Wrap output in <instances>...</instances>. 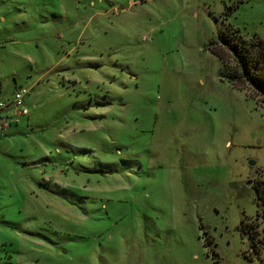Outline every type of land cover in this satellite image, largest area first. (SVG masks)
Returning <instances> with one entry per match:
<instances>
[{
    "label": "rangeland",
    "instance_id": "1",
    "mask_svg": "<svg viewBox=\"0 0 264 264\" xmlns=\"http://www.w3.org/2000/svg\"><path fill=\"white\" fill-rule=\"evenodd\" d=\"M226 26L264 40V0H0V70L60 61L0 134V264H264V98L220 76Z\"/></svg>",
    "mask_w": 264,
    "mask_h": 264
},
{
    "label": "trees",
    "instance_id": "2",
    "mask_svg": "<svg viewBox=\"0 0 264 264\" xmlns=\"http://www.w3.org/2000/svg\"><path fill=\"white\" fill-rule=\"evenodd\" d=\"M211 45V51L221 61L220 76L229 84L248 83L264 98V40L258 37L246 39L238 29L226 26L217 33ZM253 190L258 207L264 209V181L255 185Z\"/></svg>",
    "mask_w": 264,
    "mask_h": 264
},
{
    "label": "crops",
    "instance_id": "3",
    "mask_svg": "<svg viewBox=\"0 0 264 264\" xmlns=\"http://www.w3.org/2000/svg\"><path fill=\"white\" fill-rule=\"evenodd\" d=\"M3 48V47H1ZM60 61L56 62V64L54 66H51V67H48L47 69H45L42 73V75L40 77H38L36 80H33L31 82V84L29 82H25L23 83L19 78V75L18 73L15 71V70H11L10 74H5L4 71L0 70V93L2 92V84H1V79H6V78H9L10 79V82L12 83L13 85V88L11 90V95H14L17 91H19L20 89H27L28 90V94L26 95V97H30V93H31V90H37L35 92V95H36V98H34V102H33V108L36 109V108H44L45 107V101H41L40 98H39V95L43 93L44 89H49L51 90V87H49V84L53 83L51 78H46L48 76V74L51 73V70H52V67H55L58 65ZM45 78V79H44ZM54 78V77H53ZM44 79V80H43ZM57 85L59 86L60 83ZM54 90H57L59 91L60 89L57 87V86H54ZM38 95V96H37ZM62 95L63 93H58L57 94V97H60L62 98ZM25 97V98H26ZM57 97H56V100H57ZM54 96L51 97L47 103H52L54 104ZM28 111V115L25 116L26 118V126L27 128L31 127V122H30V114H31V110L30 108L27 106L25 107ZM24 117H21L20 119L17 120H14L13 123L10 125L9 128H7V130H5L1 136H5V135H9V133L11 134V131L12 130H15L13 131V133H22V134H26L24 131H25V127L22 126L21 124V121ZM62 124H64L65 122H70V118H67L66 120H60ZM21 124V125H20ZM62 128V126H61ZM12 133V134H13Z\"/></svg>",
    "mask_w": 264,
    "mask_h": 264
},
{
    "label": "built area",
    "instance_id": "4",
    "mask_svg": "<svg viewBox=\"0 0 264 264\" xmlns=\"http://www.w3.org/2000/svg\"><path fill=\"white\" fill-rule=\"evenodd\" d=\"M28 94L27 89H20L13 95L10 102H0V134H2L15 120V116L28 114L24 106V99Z\"/></svg>",
    "mask_w": 264,
    "mask_h": 264
},
{
    "label": "water",
    "instance_id": "5",
    "mask_svg": "<svg viewBox=\"0 0 264 264\" xmlns=\"http://www.w3.org/2000/svg\"><path fill=\"white\" fill-rule=\"evenodd\" d=\"M249 164L253 166L254 162L251 161ZM250 183H251V181L248 182V184H250Z\"/></svg>",
    "mask_w": 264,
    "mask_h": 264
}]
</instances>
